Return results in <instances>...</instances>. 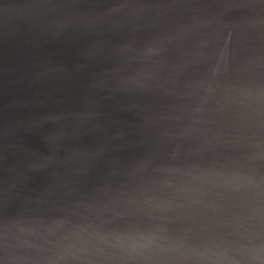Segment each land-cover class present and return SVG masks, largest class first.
<instances>
[{
	"label": "water",
	"instance_id": "95a60500",
	"mask_svg": "<svg viewBox=\"0 0 264 264\" xmlns=\"http://www.w3.org/2000/svg\"><path fill=\"white\" fill-rule=\"evenodd\" d=\"M0 264H264V0H0Z\"/></svg>",
	"mask_w": 264,
	"mask_h": 264
}]
</instances>
